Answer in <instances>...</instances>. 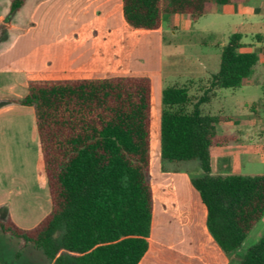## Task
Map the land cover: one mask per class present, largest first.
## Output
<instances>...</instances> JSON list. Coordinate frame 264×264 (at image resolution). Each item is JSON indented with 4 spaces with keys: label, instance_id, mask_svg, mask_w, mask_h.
Listing matches in <instances>:
<instances>
[{
    "label": "trees",
    "instance_id": "16d2710c",
    "mask_svg": "<svg viewBox=\"0 0 264 264\" xmlns=\"http://www.w3.org/2000/svg\"><path fill=\"white\" fill-rule=\"evenodd\" d=\"M121 1L129 27L153 30L164 15L196 21L217 5L239 0ZM24 2L11 0L9 14ZM258 60L235 32L221 47L217 71L195 94L192 81L161 92L160 159L198 163L202 173L190 182L205 207L207 232L227 256L264 214V173H212L211 147L230 140L217 134L216 124L228 118L203 113L201 105L218 88L240 87ZM12 101L34 109L50 210L31 228L0 217V230L30 243L53 264H138L152 216L149 79L34 80L23 98ZM239 264H264V233Z\"/></svg>",
    "mask_w": 264,
    "mask_h": 264
},
{
    "label": "crops",
    "instance_id": "0c3cea01",
    "mask_svg": "<svg viewBox=\"0 0 264 264\" xmlns=\"http://www.w3.org/2000/svg\"><path fill=\"white\" fill-rule=\"evenodd\" d=\"M27 1L25 0V2ZM34 5V14L38 12L43 20L49 9L63 7L68 15H72L71 21L76 22L79 17L82 18L80 20L81 29L88 28L89 23L96 19L99 24L94 28L104 30L105 40L100 44L91 35H89V39H73L70 40V43L54 39L44 40L47 43L44 42L41 45L46 46L45 44H47L48 47L54 48L55 52L53 59L46 61V64L40 67L35 51L37 42L33 32L35 23L28 22L23 27H19L14 22H8L7 29L14 33L12 36H8L0 46V208L7 206V209L13 214V210L21 206L23 211L21 214L19 213L18 217L21 221L30 220V217L36 213V201L39 202L35 195L37 190L42 191L39 200L43 201V207H46L39 221L50 210V196L43 169L34 109L12 100L23 98L27 93L29 82L34 80L106 78L110 76L108 73H115L121 69L130 71L134 67L123 66L122 62L131 58L134 51L137 50V45H135V49L131 48V44H124L125 37L131 39L139 33H146L153 36L151 41L160 42L163 30L162 24L153 30L129 27L123 19L121 0H36ZM215 10L239 13L246 20L264 14V0H239L235 3L217 5L208 13ZM173 16L177 21L187 18L190 20L185 15L173 14ZM2 20L3 16L0 14V21ZM90 26L93 27V25ZM243 36L247 35L242 33V38ZM250 36L257 44L254 46L255 42H243L245 49L257 52L258 62L264 61V33L251 32ZM144 49V46L140 45L137 51H140V54H145L149 62L153 64L152 67L157 69L156 59L147 55ZM258 49L261 50L262 55L257 51ZM203 62L199 61L198 65L207 69L208 65ZM235 107L239 108L242 117L236 121L229 118L225 120L229 123L227 122L228 126L223 130L228 135L217 134L230 137L225 145L230 141H238L239 137L250 140L264 155V96L258 98L256 102L253 100L247 102L241 99L235 104ZM244 109L247 110L246 114H244ZM221 122L216 124V132L217 126ZM219 147L222 146L216 148ZM29 149L31 150L28 153L36 157L37 165L40 163V167L36 166V173H39L36 175L39 176V179L32 184L34 192L29 193V199L36 201L26 204L28 201L24 199L23 190L25 187L29 189V186L25 184L28 177L25 176L21 168L20 159ZM238 157L239 155L235 153L230 161L227 159L228 157L224 160L219 159L216 167L221 169L225 164L224 168L231 169L237 164ZM214 169L211 157V171L213 172ZM175 176L179 178V181L175 180V190L172 189L174 199L166 202L163 200L159 203L161 212L159 210V222L155 224L157 233L159 232L157 235H153L152 232L155 227L152 197L151 225L147 237L148 248L138 264H150L152 259L155 260V263L152 264H230V258L219 250L207 232L205 207L190 182L191 176L187 170L177 172ZM188 186L194 189L198 199L193 194L192 197L189 195V189L186 188ZM181 187H184L187 195L184 191H180ZM29 190L31 191V188ZM27 205H30L29 210H24ZM163 213L164 215H162ZM198 236L200 239L196 241L195 238ZM197 243L204 251L208 248L215 261L203 258L196 250Z\"/></svg>",
    "mask_w": 264,
    "mask_h": 264
},
{
    "label": "rangeland",
    "instance_id": "374dc122",
    "mask_svg": "<svg viewBox=\"0 0 264 264\" xmlns=\"http://www.w3.org/2000/svg\"><path fill=\"white\" fill-rule=\"evenodd\" d=\"M10 1L11 0H0V14L3 16V20L0 21V24L2 25V30L0 32V46L3 45L8 36H12L14 33V31L7 29L9 21L16 23L19 27H23L28 22L35 23L33 27V32L35 33V38L37 39V42L35 43V51L38 58L37 62L40 63L38 64L40 67L46 64V61L52 60L55 52L54 48L48 47L47 44H45L46 46L41 45L46 42L44 40L50 41L54 39L70 43V40L73 39H89V35L96 38L100 44H102V41L105 40L103 33L104 30L94 28L99 24L96 19L89 23L88 28L81 29L80 20L82 18L79 17L76 22L71 21L70 18L72 15H68L66 10L59 6L49 9L45 19L43 20V17L41 18V14L38 12L34 14V2L36 0H28L19 10L9 14ZM32 15L33 18H31ZM241 23L243 25H240ZM90 25H93V27ZM162 25L163 30L160 42L151 41L153 36H149L146 33H139L135 37H131V39L126 36L123 41L126 45L131 44V48L136 49L135 45H137V50L140 45H143L145 48L144 52L153 57L154 60L156 59V67L159 70L152 67L153 64L149 62L145 54H140V51L135 50L131 58L129 57L130 59L127 58L122 62L123 66L131 65L134 69L130 71L121 69V71L115 73H108L110 74L109 77L145 76L150 81L151 111L149 181L152 188L154 225L159 222L158 217L161 212L159 203L163 200L166 202L174 199L173 190H175V180L179 181V178L175 176V173L187 170V173L191 177L199 176L202 173L196 161L170 163L164 162L160 159V114L162 108V89L175 84H188L193 80L196 84L191 87L190 93L195 94L196 88L199 87L200 82H206L210 75L217 71L220 62L221 47L227 43L229 37L233 33L240 31L243 34H246L247 36H243L242 42H255L250 38L251 32L264 33V14L245 20L239 13L237 14L235 12H221L220 10H215L214 12L200 16L196 21H191L188 18L186 20L177 21L173 15H164ZM17 31L18 29L16 32ZM256 44L257 43L255 42L254 46ZM257 51L262 55L261 50L258 49ZM199 61H204L205 64L208 65L207 69L200 67L198 65ZM262 87H264L263 60L254 66L251 74L240 87L235 89H216L215 96L209 103L201 105V110L203 113L219 115L224 118H229L232 121H236L242 116L239 108L235 107V104H237L241 99L247 102L251 100L256 102L258 98H262L264 96ZM246 113L247 110L244 109V114ZM227 122L228 121L221 122L217 126L218 134L228 135V133L223 130L228 126L229 122ZM30 150L31 149L26 150V154H24V157L20 159L21 168L23 169L25 176L28 177L25 184L26 186H29V189L31 188V191L27 189V187L23 190L24 199L28 201L26 204L36 201L29 199V193L34 192L32 190V184L39 179V176L36 175L39 174L36 173V166L40 167V163L37 165L36 157L28 153ZM210 153L215 166V169L212 172L213 174L258 175L264 173V155L253 145V142L245 138L239 137L238 141H230L225 146L219 148L213 147L210 149ZM235 153L239 155L237 159L238 162L234 165L235 168H224L225 164L222 165L224 167H221V169L216 167L219 159L224 160V158L228 157L227 159L230 161ZM40 183L43 185L41 180ZM186 188L189 189V195L191 197L193 194L195 198L198 199L193 188L190 186ZM180 191L183 192L184 187H181ZM36 192L37 194L35 195L37 196V200L39 202L36 201V213L30 217V220L21 221L18 219L19 213L21 214V211H23L21 206H18V208L16 207L15 210H13V214H11L10 210L7 209V206H3L0 208V217H10L15 224L22 228H31L35 226L39 222V218L41 217L43 211L46 210V207H43V201L39 200L42 191L39 192V190H37ZM184 193L187 195L186 190ZM182 196L184 195L182 194ZM187 197L189 198V196ZM29 208L30 205H27L24 210H29ZM162 215H164V213ZM157 231L158 230H156L155 225L154 230H152L153 235H157L159 233H157ZM263 233L264 214L255 223L245 240L242 242L241 246L228 255L230 258V264H239L242 255L251 245L255 244L260 239ZM195 239L196 241H199L200 237L198 236ZM196 250L207 260L214 259L213 254L208 251V248L204 251V249L199 246V243L196 245ZM0 263L53 264L40 250L35 249L30 243H22L17 238L3 233L1 230ZM152 263H155L154 259L151 260L150 264Z\"/></svg>",
    "mask_w": 264,
    "mask_h": 264
},
{
    "label": "bare ground",
    "instance_id": "6f19581e",
    "mask_svg": "<svg viewBox=\"0 0 264 264\" xmlns=\"http://www.w3.org/2000/svg\"><path fill=\"white\" fill-rule=\"evenodd\" d=\"M157 156H158V154H157ZM158 177V176H157ZM154 178V177H153ZM163 179V178H162ZM161 198V197H160Z\"/></svg>",
    "mask_w": 264,
    "mask_h": 264
}]
</instances>
